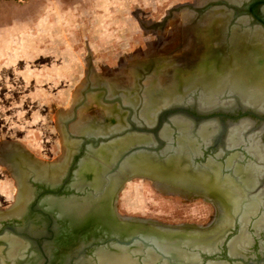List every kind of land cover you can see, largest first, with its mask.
Masks as SVG:
<instances>
[{"label": "flooded vegetation", "instance_id": "1", "mask_svg": "<svg viewBox=\"0 0 264 264\" xmlns=\"http://www.w3.org/2000/svg\"><path fill=\"white\" fill-rule=\"evenodd\" d=\"M210 13L218 14L217 17L220 20H225L223 21V26L218 27V30L224 31V41H222L221 33L215 37L212 36L210 31L208 35L204 36L205 38L202 36V39L205 40L209 36L206 40H212L213 45L218 38L223 51L227 48V44H225L226 40L236 42L231 36L233 30L243 32V34L248 32L249 34V32L259 29L262 35H264V11H258L254 15L250 13L238 15V13L226 11H219V13L188 12L182 14L183 18H181V21L169 19L162 29L155 26L152 28L158 29L162 33L165 31L164 29L167 24L169 25L173 22L174 24H178L176 26L180 29L177 32L179 33L177 42V48L179 49L176 52H181L184 50V45L188 42L184 37L185 35L190 37L196 36L192 38L193 44L195 46L201 45L199 42L200 35L197 33V35H194V32L198 31L201 33L203 30L205 31V29L201 28L206 25L205 18ZM223 14L226 15V19L222 16ZM197 18L199 19L197 20ZM172 30L176 32L175 29ZM185 30L188 32L187 34H183ZM173 48L175 50V46ZM213 49L215 50L209 53L210 56H220V52L214 47ZM241 51L242 53H247L250 50L243 49ZM155 52L156 50L153 56H147V59L137 62L138 66L131 69V85H135L133 86L134 88L132 87L133 89L130 88L134 96L137 95L138 97L141 94L142 79L149 81L157 69H162V67L160 68L156 65V60L157 58L160 59V57L156 56ZM171 52L169 53L171 54ZM225 54L227 56V52ZM185 61L188 62L187 60ZM163 62L161 63L162 66L166 67L167 63L164 60ZM253 63L259 69L256 73L262 74L261 78L264 80V61L253 60ZM187 68L188 70L191 69L190 66H187ZM147 72H149V75L144 76ZM111 84L108 86L96 84L91 88L95 102L100 105L97 118L94 116L91 118L94 117L93 120L100 121V124L103 126L101 134H81L76 131L71 133L69 131L71 124L65 125L68 137V151L54 162H37L24 149L18 148L17 145L7 146L0 152V163L6 168L11 177V182L15 185L10 192L11 197L8 203H3L5 200L0 198V264H100L98 254L101 251L107 252L114 247L115 249H122L133 246L132 244H125L126 240H121L123 237L120 234L127 232L123 228L124 225H122L125 223L133 225L145 224L148 227L159 225L164 226L166 229L186 226L188 232L191 231V234L199 231L203 232L205 239L202 242V236L200 247H190L189 249L194 250L189 252L195 253L197 258L195 257L192 259L193 261L187 264H264L263 205H261L262 207L259 205L255 212L245 214L243 217L236 213L230 215L231 213L228 210L230 204L224 201L223 191L208 189L209 186H203L202 193L183 191L176 188H173V193H169L187 199L191 209H194V207L201 208L203 213L196 220L191 219L185 223H178L176 221H158L128 217L118 213L115 206L116 200L122 190V186L126 183L123 179L128 174L121 173L120 168L130 156L125 157V159L122 158L131 149L133 150V154H141V151H135V149L144 144L137 143L138 141L134 140L130 146L118 152L112 160L111 154L103 151L104 146H108L109 143L114 142L117 144L125 142L126 138L138 135L133 133L130 136L128 133L131 128L129 116L131 109L133 111L136 110L138 113L140 107L130 108L132 106H128V104L123 102V90L115 87L113 83ZM262 88L264 87L262 86ZM229 96V100H232L230 106L213 107L208 110H200L193 104L181 102L184 106L182 105L178 108L184 111L182 112L184 115H182L188 120L193 121V123H190L192 127L191 134L193 135L190 134L189 137H192V146L194 148L192 147L193 149L190 148L186 152H191L190 154L193 157V160L190 159L193 166L191 169H195V171L203 170L204 176V174H207L205 169L209 166V168H212L218 174L219 178H227L229 182H233L237 187H239L238 184L245 185L243 188L249 197L257 198L258 194L264 192V157L258 160L250 153L249 145L251 142L248 138L257 136L259 138L257 140L259 147L264 152V110L244 104L238 95L232 94ZM222 99L225 101V95L222 96ZM104 110L108 113L114 111L117 116H102L101 112L103 113ZM158 112H161L160 108ZM201 112L206 114H202ZM202 121H208L206 122L207 125H201ZM242 123L243 125H248L243 133L242 142L238 146L230 147L227 144L230 143L227 142L229 141L227 138L231 136V131L239 127V125L241 126ZM203 126L214 128L205 136V138L208 137L207 141L199 137V128ZM171 128L174 130L172 134L173 154V150L177 148V139L180 134L174 126ZM69 144L72 146L70 147ZM89 150H91L92 154ZM175 150L174 152H176ZM11 151L20 153V158L26 160L28 164H32L34 169L36 168L35 170L39 169L41 171L53 168L52 170L59 169V171L54 179L36 177L34 174L26 172V165L22 164L24 161H19L21 160L20 158L18 159L16 156L14 158L9 157L12 153ZM93 153L101 155L104 153V161L106 162L95 161L97 168L102 169V178L109 180L108 177L117 176L115 183L110 181L105 188H100L99 190H96L94 187L96 184H94L91 172L83 171L81 167L83 160L91 157L96 158ZM117 163L120 164L119 168L116 169ZM104 166L106 169H104ZM182 168V164L178 166V172H181ZM257 168L260 169L258 170ZM252 169L258 170L259 173V178L256 182H251L252 173H250V170ZM19 170L20 172L25 171L24 177L20 178L22 181L16 176V172ZM192 171L188 169L187 173L191 174ZM140 177L137 178L148 180L155 184L150 179ZM250 183L251 185L252 183L255 184L247 186ZM247 187L248 190L246 189ZM155 188L161 194L168 195L163 193L157 187V184H155ZM261 198V200H264L263 196ZM81 203L82 205H86L83 210ZM45 206H47V209ZM256 221L259 223L257 224ZM191 237L194 239L193 236ZM159 238L161 239V237ZM240 239H243V241L240 242ZM163 242L155 245L156 251L153 255L155 258L152 262L149 259L145 260L144 253L146 249L142 247L143 252L131 254L130 260L134 264H177L178 259L174 258L170 252L163 253L160 251L162 247L166 246L165 242L164 245L160 246V243L162 244ZM202 248L204 249L203 252L201 250L197 252L198 249Z\"/></svg>", "mask_w": 264, "mask_h": 264}, {"label": "rangeland", "instance_id": "2", "mask_svg": "<svg viewBox=\"0 0 264 264\" xmlns=\"http://www.w3.org/2000/svg\"><path fill=\"white\" fill-rule=\"evenodd\" d=\"M208 1L0 0V152L17 145L37 162L59 159L68 151L65 123L73 120L75 109L73 124L81 113L89 118L99 113L91 88L123 75L131 81L137 62L171 38L172 23L162 33L152 27L168 17L181 21L189 12L184 7ZM177 9L182 10L169 16ZM13 187L0 163L3 203ZM156 190L148 180H127L116 200L118 213L178 223L202 215L187 199Z\"/></svg>", "mask_w": 264, "mask_h": 264}, {"label": "bare ground", "instance_id": "3", "mask_svg": "<svg viewBox=\"0 0 264 264\" xmlns=\"http://www.w3.org/2000/svg\"><path fill=\"white\" fill-rule=\"evenodd\" d=\"M233 1L241 3L243 0H233ZM213 13H219V11H213ZM217 16L218 14L210 13L205 18L207 22L206 25L203 28H201V29H205V31L203 30L201 33H199L198 31L194 32V35L196 33L200 35L199 42L201 43V45L195 46L193 44L192 38H195L196 36L190 37V36L185 35L184 37L187 39L188 42L184 45V50L181 52H176L179 49L177 48L178 46L177 42H178V36H179L178 35L179 33L177 32H179L178 30L180 29L178 28V26H176L178 24H174L173 22L170 25V27L172 29H175L176 32L172 31L171 38L167 39L166 42L161 43V44L158 42L156 44L158 47V49L156 50L157 56H160V59L157 58L156 60L157 61L156 65L160 68L162 67V69H157V71L153 73V77L149 81H147L146 87L141 91V94L138 95V97L137 95L134 96L132 94L131 88H129V84L131 82L130 80L127 79V77H125V75H123L122 77L119 76V77L111 78V82L116 84V86H118L119 88L123 90L122 92L124 93V95H122L123 97L122 99L124 103L128 104V106H136L138 104V106L140 107V109L138 110L139 119H141L145 123H150L153 120L155 113L158 112L161 106H165L171 103L182 102L184 104H193L200 110H208L213 107H221V106L228 107L232 104V100L231 101L229 100V97H230L229 95H232V94L238 95L241 101L244 102V104L251 105L253 107L258 108L259 110L261 109L264 110V88H262V86L264 87V80L263 78H261L262 74L256 73V71H258L259 69L253 63V60L254 61H257V60L264 61V35H262V32H260L259 29L254 30V31L252 30L253 32H249V34L248 32L243 34V32H237L233 30L231 36L236 42H233V41L230 42L229 40L225 41V44H227V48L224 50L225 52H227V56H226V54L224 55L225 52L223 51V48L221 44L219 43L218 38L214 42L215 43L213 44L214 46L212 45V42H211L212 40L210 39L206 40L207 38H209V36L205 40L202 39V36L203 38H205L204 36L208 35L210 31L212 33V36H215V37L219 35V33H221L222 41H224L223 40L224 31L218 30V27L219 26L222 27L223 21L225 20H220V18H218ZM222 16H224V18L226 17V15L224 14ZM198 19L199 18H197V20ZM208 24L209 26H207ZM184 33L187 34L188 32L185 30L183 34ZM162 44L163 45L165 44L164 47ZM159 46H162L163 48ZM174 46H175V50H173ZM213 47L216 48L220 52V56L218 57H215L212 55L210 56L209 53L215 50L213 49ZM243 49H248L250 51H248L247 53H242L241 50ZM169 52H171V54ZM163 60L167 63L166 67L162 66L161 64V63H164ZM185 60H187L188 62H186ZM187 66H190L191 69L188 70ZM112 74L113 72L111 73V75ZM223 95H225V101H223L222 99ZM110 113H108L106 110H104L103 113L101 112L102 116H105V115L106 116L110 115V117L117 116L116 112L114 113V111L111 114ZM94 117L97 118L95 114H94ZM93 118H89L84 113H81L80 120L77 122L78 124L76 123L74 125L72 123L73 124L72 126H74L73 128L71 127L72 131H76L77 133H81V134H87V133H91V134L100 133L101 134L103 126L100 124V121H95V119L93 120ZM172 123L174 125V128L180 134L177 139V148L176 150L174 149L176 151L175 152L176 157H173V168H174V173L176 174V178H174V180H172V183H171V186L173 188L180 189L183 191H192V192L202 193V189H203L202 187L209 186L208 189L211 188V190L216 189V190H220L221 192L223 191L222 195L224 196L223 197L224 201L227 204H230L229 209H228L229 212L231 213L230 215H233L232 213H236L238 215L240 214V216L243 217L245 214L255 212L258 209L259 205L260 206L263 205L264 207V200H261L262 199L261 196L264 197V192L258 194L257 198L256 197L251 198L247 194L246 190H244L243 188V186L245 185L238 184L239 187H237L236 185L233 184V182H229L227 178H223V179L219 178L218 174L212 168H209V166H208L209 169L208 168L205 169L207 171V174L206 175L204 174V176H203V170L195 171V169H191L193 168V166L191 165L190 159L193 160V157H192V154H190L191 152H186V150H189L190 148L193 147L192 140H191L192 137H189V135L191 134L192 127L190 123L184 122L183 120H179V119H174ZM94 124H97V125H94ZM208 125L211 126L210 124ZM247 126H248L247 124L243 125L242 123L241 126L239 125V127L237 128L235 127L236 129L231 131L232 133L230 134L231 136H228L227 138V140H229L227 142H230L227 144L230 147L240 145V142H242V139H243L242 138L243 133L245 132V129L247 128ZM171 129L172 128H170V130ZM213 129L214 128L212 127L208 128L207 126L200 127L199 132H198L199 137L204 138V141H207L208 137L205 138V136L208 134L209 131H212ZM168 136H169V131L165 130L163 132V137H168ZM248 139L251 142L249 145L250 153L253 156H255L258 160H261V157H264V152L261 151V148L259 147V144L257 142L259 138L256 136V137H250ZM134 140L138 141L137 143H142V144L149 143V140L146 138L141 139L140 137H136V136L128 137L126 138L125 142H119L117 144H115L114 142L109 143L108 146H104L103 151H106L109 154H111L110 157L112 160V158H114L118 152L127 148V146H130ZM69 146L71 147L72 145L69 144ZM89 151L91 152V150ZM11 152H10L11 154L9 155V157L14 158V156H16L18 157V159L20 158V153L15 152V151H11ZM93 155L96 156V158L91 157L86 160H83L81 163V167L83 171L91 172V176L93 177L94 184H96L94 186L95 189L99 190L100 188H105L106 185L110 183V181L112 183H115L117 181V176L108 177L109 180H105V178H102V169H99L96 166L97 165L96 162H106L104 161L105 160L104 153H102V155L99 153H93ZM19 161L20 162L24 161L25 163L23 162L22 164L26 165V172L34 174L36 177H43V178L45 177V178L54 179L59 171V169L52 170L53 168L43 169L41 171L39 169L35 170L36 168L34 169V166L32 164H28L26 160L21 159ZM146 161H147V157H144L142 154H139V153H134L130 155V158L127 159L123 165H121L120 171L121 173H131L134 171L135 172L143 171V164ZM101 164H104V163H101ZM181 164L183 168L186 170V172L184 173L178 172L177 170V167L180 166ZM104 169H106V167ZM188 169L193 170L191 174L187 173ZM258 170L256 169L250 170V173H252L251 182H256V180L259 178ZM16 173H17L16 176L18 177V179L21 180L22 179L21 177H24L25 171L20 172L19 170ZM248 175H249V172H248ZM159 181H160L159 179L153 180V182L157 185L159 184ZM253 184L255 183H252V185ZM250 185L251 183L247 186H250ZM246 189L248 190V187ZM45 207L47 209V206ZM81 207L83 210L85 209L86 205L84 204ZM262 215L264 216V214ZM225 216H226V213H225ZM99 221H100V218H99ZM192 236L194 239H192L191 236H187V237L183 236L182 237L183 240L181 241H187V244L189 243L187 246L191 248L200 247V244H201L200 239L202 238L203 235L201 234L193 235L192 234ZM158 239L151 238L150 240H153L154 243L156 244L164 241L166 243L165 244L166 246L162 247V251L168 252V253L170 252L174 258L178 259L181 262H185L187 264L188 262L193 261L192 259H194L195 257L197 258V255L195 253L185 252V251H182L181 249L179 250L177 245L172 244V242L170 241L168 242L166 238L159 239V241ZM204 239L205 238L203 236L202 242L204 241ZM241 241H243V239H240V242ZM164 242L162 244L160 243V246L164 245ZM167 244H170V245H167ZM202 250L204 249L202 248ZM142 252H143V249L141 248V245L138 243H135L133 246L129 248L115 249L114 247V248H111L107 252L101 251L98 254V258H99L100 264H134L130 260L131 254L142 253ZM154 252L155 251H151L150 249L145 250V253H144L145 260L149 259V261L152 262L153 259L155 258L153 257ZM145 262L148 263L147 261ZM190 264H193V263H190Z\"/></svg>", "mask_w": 264, "mask_h": 264}, {"label": "water", "instance_id": "4", "mask_svg": "<svg viewBox=\"0 0 264 264\" xmlns=\"http://www.w3.org/2000/svg\"><path fill=\"white\" fill-rule=\"evenodd\" d=\"M183 9H187L189 12H213V11H226V12H234L238 13V15H243L245 13L255 14L258 11H264V0H243L241 3H238L233 0H210L206 2L204 5H188L184 7ZM182 9H177L174 11H171L169 13V16H171L173 13H177ZM171 19V17H168L165 19L164 23L157 24L155 27H159L160 29L163 28L164 24L167 20ZM146 76L149 75V72L145 73ZM184 106V104L180 103H171L167 104L165 106H161V112H156L154 115L153 120L150 123H145L138 117V113L136 110H130V120L129 123L131 124V128L129 129L128 133L130 136H132L133 133L138 134L136 137H140L141 139L146 138L149 140L148 144L141 145L135 149V151H141V154L144 157H147V161L143 164V171L138 172H131L128 173L123 181H127L129 179L139 177L140 178H146L150 180H157L159 179V184L157 187L163 191V193L169 194L173 193V187L171 186L172 180L176 178V174L174 173L173 168V157L175 156V152L173 151L172 154V147H173V138L172 134L174 130H170V128L173 125L172 121L174 119L183 120L184 122L193 123L190 119L188 120L183 116L184 114L181 111L180 106ZM138 108V104L136 106H132L130 108ZM202 113V112H201ZM183 114V115H182ZM206 114V113H202ZM77 115H76V109L74 111V117L73 120L70 122L74 123L76 122ZM208 122V121H206ZM205 121H202L200 124H207ZM67 123V122H66ZM65 125L67 126V124ZM139 126V127H138ZM165 130L169 131L168 137H163V132ZM193 135V134H191ZM133 150L131 149L128 153L124 155L122 159H125V157H129L132 155ZM119 164L117 163L116 169L119 168ZM181 172H186L184 168L181 169ZM187 180V179H186ZM163 189V190H162ZM126 220V219H124ZM124 225V229L127 230V232H124L120 234V236L123 237L124 240H126L125 244L134 245L135 243H138L141 245V247L146 250L152 249L156 251L155 245L153 240H150L151 238L158 239L159 237L166 238L168 242H172V244L177 245L179 250L189 252L194 250H189L190 247L187 245V241H181L183 240V236H192L193 235H203V232H196L192 233L191 231L188 232L186 226H179L176 228L166 229L164 226L155 225L154 227H148L145 224H122ZM166 230V231H164ZM171 238V240H170ZM121 239V240H123ZM160 239V238H159ZM158 239V241H159ZM175 239V240H173ZM178 241H177V240ZM163 242V241H162ZM175 242V243H174ZM121 243V242H120ZM202 251V249H198V251ZM161 252L166 253L162 251V248L160 249ZM177 264H186L185 262H181L177 260Z\"/></svg>", "mask_w": 264, "mask_h": 264}]
</instances>
